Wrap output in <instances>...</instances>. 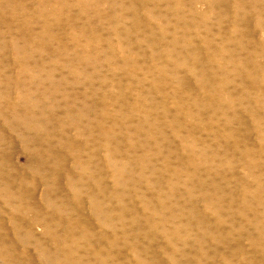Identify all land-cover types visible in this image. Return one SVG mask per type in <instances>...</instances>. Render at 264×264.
Returning <instances> with one entry per match:
<instances>
[{"label":"rangeland","instance_id":"obj_1","mask_svg":"<svg viewBox=\"0 0 264 264\" xmlns=\"http://www.w3.org/2000/svg\"><path fill=\"white\" fill-rule=\"evenodd\" d=\"M90 1L0 0V264H264V16L251 57L179 1L203 55L223 29L245 60L195 62L158 20L135 45V0Z\"/></svg>","mask_w":264,"mask_h":264},{"label":"bare ground","instance_id":"obj_2","mask_svg":"<svg viewBox=\"0 0 264 264\" xmlns=\"http://www.w3.org/2000/svg\"><path fill=\"white\" fill-rule=\"evenodd\" d=\"M91 1H93V0H91ZM90 1V2H91ZM97 1V0H96ZM167 2L168 3V5L166 6V3H165V6L167 7L166 9L167 10H169V11H171V12H174V14H175V22H171V18L170 19H168L167 17H169V15H167V17L165 16V14H167V12L164 14V13H162L161 11H158V9H159V5L162 3V2ZM170 1L172 2V3H170ZM179 1H181V0H135V45H136V43H139L140 42V40L142 41V39L143 40H145V41H147L148 40V36H149V34H151L152 33V30H153V28H154V25H153V21L154 20H158L159 21V23H158V25H159V28H161V30H162V33H163V36L161 37V38H158L157 40H156V43H158V45H160L161 46V48L162 49H167L166 51L168 52V53H170V54H172V53H174L175 52V46L177 45V43H179L178 42V40L179 39H181L182 40V42H183V47L187 50H189V52L191 51V57L192 58H194L195 59V62H196V60H198V58H199V60H201V58H202V60L203 59H206L207 61L208 60H211L212 61V58H217V60H221L222 58H224L225 60H229V61H233V62H238V61H240L241 60V62H242V60H243V54L245 53V55H248V56H250V54L251 53H248V52H253V51H247V46L249 45L248 43L249 42H251L250 41V36H252V35H254L255 34V32H253L252 30H254L255 28H253L252 30L250 29L249 30V26H247L248 25V18H250V17H252V16H250L249 17V14L251 13L252 15H254L255 16V18L257 19V23H258V28L257 29H259V28H261V23L263 22L262 21V19H263V16H264V6H262V3H263V1L262 0H206V3H207V5H208V9H209V11L211 12V13H219V15L221 16V18H222V20H220L219 21V23H221V22H223V18L224 17H229V16H231L232 17V20H233V22H234V26L231 28V30L233 29L234 31L233 32H235V36H236V42H237V48L241 51V52H244L243 54H241L240 52H239V50L237 51H235V49H231V48H229V46H230V36H226V34H225V31H223V29L222 30H220L219 32H218V34H217V37H218V41H217V44H219L221 47H223V49H221V50H224V52L220 55V56H218V55H216L217 53V51L215 52V53H213V52H209V53H207L206 52V54H204L203 55V53H202V51L200 52L199 50V42L198 41H200V40H198L197 41V39H196V37H197V20H198V18H199V15L201 14H197V9H196V7H195V4L193 3V2H188L187 1V3L186 4H184V5H186L187 6V15H186V13L184 12V14L183 13H181V11H180V8L181 7H179ZM183 1V0H182ZM192 1V0H191ZM94 2H95V0H94ZM98 2V1H97ZM117 2V1H116ZM132 2V1H131ZM92 3V2H91ZM198 3V2H197ZM37 4H39V3H37ZM41 4V3H40ZM39 4V5H40ZM96 4V3H95ZM164 4V3H163ZM160 5L161 7L162 6H164V5ZM90 5H92V4H90ZM98 5V4H97ZM114 5V4H113ZM117 5V4H116ZM95 6V5H94ZM181 6V5H180ZM89 7V6H88ZM92 8H94L93 6H91ZM116 7V6H115ZM160 7V8H161ZM132 8V7H131ZM165 8V7H164ZM182 8H184L183 6H182ZM230 8L232 9V11L230 10ZM37 9V8H36ZM38 9H40V7H38ZM98 9V8H97ZM165 9V10H166ZM94 10V9H93ZM119 11H121V10H119ZM131 11V10H130ZM134 11V10H133ZM207 11V10H206ZM231 12H232V15H231ZM11 13V12H10ZM144 13V16L142 15ZM125 14V13H124ZM208 14V13H207ZM206 14V15H207ZM115 15V14H114ZM119 15H120V13H119ZM172 15V14H171ZM209 15V14H208ZM128 16V15H127ZM201 17H202V15H201ZM203 18H204V16H203ZM212 18V17H211ZM213 19V18H212ZM225 20H227L226 18H225ZM264 20V19H263ZM157 21V22H158ZM205 21V20H204ZM230 21H231V19H230ZM232 22V21H231ZM73 23H74V21H73ZM131 23V22H130ZM225 23V22H224ZM228 23V22H227ZM86 24V23H85ZM103 24V23H102ZM156 24V23H155ZM170 24H172V26H174V29H173V35H171V32H170V30L168 29V26L170 25ZM250 24V23H249ZM222 25H223V23H222ZM226 25V24H225ZM228 25V24H227ZM213 26V25H212ZM251 26V25H250ZM256 26V25H255ZM89 27V26H88ZM215 27V26H214ZM228 27H231V26H228ZM208 28H211V26L210 27H207V30L209 31V29ZM262 28H264V27H262ZM156 29H157V26H156ZM201 29V28H200ZM155 30V29H154ZM153 30V31H154ZM158 30V29H157ZM199 30V29H198ZM155 32V31H154ZM226 32H227V30H226ZM147 33H148V36H147ZM212 33V32H211ZM229 33V32H228ZM115 34V33H114ZM154 34V33H153ZM156 34H157V31H156ZM204 34H205V32H204ZM234 34V33H233ZM129 35V34H128ZM160 35H161V31H160ZM179 35V36H178ZM205 35H207V33L205 34ZM211 38H209V37H207V36H205V37H203L202 38V40H201V42H200V44L201 45H205L206 47L207 46H209V44L211 43V41L213 40V35L212 36H210ZM230 37V38H229ZM150 38V37H149ZM151 40H152V38H151ZM215 41V40H214ZM144 42V41H143ZM142 42V43H143ZM141 43V42H140ZM145 43V42H144ZM150 43V42H149ZM154 43V42H153ZM152 43V44H153ZM214 43V42H213ZM232 43V42H231ZM146 44V43H145ZM235 44V43H234ZM233 44V45H234ZM140 45V44H139ZM144 45V44H143ZM157 45V46H158ZM172 45V46H171ZM211 45V44H210ZM213 45V44H212ZM154 46H155V44H154ZM156 46V48H158V47H160V46H158L157 47ZM249 46H251V45H249ZM136 47V46H135ZM140 47V46H139ZM145 47V46H144ZM149 47V46H148ZM153 47V46H152ZM171 47V48H170ZM179 47V46H178ZM177 47V48H178ZM232 47H234L235 48V46H232ZM252 47V46H251ZM138 48V47H137ZM182 48V47H181ZM250 48V47H249ZM139 49V48H138ZM198 49V50H197ZM201 49H202V47H201ZM211 49H212V46H211ZM210 49V50H211ZM203 50V49H202ZM209 50V49H208ZM220 50V49H219ZM140 51V50H139ZM183 52L185 51V50H182ZM200 53H199V52ZM213 51V50H212ZM256 51V50H255ZM182 52V53H183ZM219 52V51H218ZM248 54H247V53ZM153 53V52H152ZM159 53V55L158 54H156V52H155V54H151L150 55V57H151V60L152 59H156V58H161V57H163V59H165V58H167V56H164V55H160V53L161 52H158ZM185 53V52H184ZM183 53V54H184ZM187 53V52H186ZM201 53H202V55H201ZM255 53V52H254ZM254 53H253V55H254ZM141 54V53H140ZM145 54V53H144ZM148 54V53H147ZM169 54V55H170ZM219 54V53H218ZM168 55V56H169ZM177 55V54H176ZM144 56V55H143ZM142 56V57H143ZM147 56H149V55H147ZM173 57H174V55H172ZM179 57H184L183 55H178ZM177 56V57H178ZM149 57V58H150ZM176 57V56H175ZM187 57H188V55H187ZM246 57V56H245ZM251 57H252V54H251ZM186 58V57H185ZM247 58V57H246ZM245 58V59H246ZM249 58V57H248ZM162 59V60H163ZM182 59V58H181ZM250 59V58H249ZM253 59H254V57H253ZM158 60H161V59H158ZM201 60V61H202ZM217 60H216V63H217ZM225 60H223V63H225V62H227V61H225ZM146 61V60H145ZM150 61V60H149ZM156 61V60H155ZM176 61V60H175ZM181 60H179V62H180ZM187 61H188V59H187ZM190 61V60H189ZM201 61H200V63H201ZM203 61H205V60H203ZM222 61V60H221ZM250 61V60H249ZM182 62V61H181ZM194 62V63H195ZM209 62V61H208ZM244 62H245V60H244ZM244 62H242L241 64L240 63H237L238 65L240 64V65H242ZM247 62V61H246ZM252 62V61H251ZM250 62V63H251ZM254 62V61H253ZM139 63V62H138ZM206 63V62H205ZM218 63H219V61H218ZM228 63V62H227ZM203 64V63H202ZM207 64H209V63H207ZM211 64V63H210ZM209 64V65H210ZM215 64V63H214ZM232 64V63H231ZM237 66V65H236ZM204 67H206V66H204ZM209 67V66H208ZM212 67H213V64H212ZM211 67V68H212ZM238 67V66H237ZM240 67V66H239ZM238 67V68H239ZM256 67H258L257 65H256ZM211 68H210V70L209 71H211ZM204 69V68H203ZM212 69H214V68H212ZM216 69V68H215ZM264 69V68H263ZM194 70V69H193ZM201 70H202V68H201ZM207 71V70H206ZM239 72V71H238ZM252 72V71H251ZM264 72V71H263ZM207 73V72H206ZM215 73V72H214ZM254 74V73H253ZM258 74V73H257ZM198 75V74H197ZM208 75V74H207ZM254 75H256V74H254ZM253 75V76H254ZM204 76H205V74H204ZM214 76V75H213ZM257 76V75H256ZM249 78H250V75L248 76ZM255 77V76H254ZM253 77V78H254ZM252 78V79H253ZM256 78V77H255ZM251 79V80H252ZM210 80H211V78H210ZM256 80V79H255ZM201 81H203L202 79H201ZM214 81H215V79H214ZM209 82V81H208ZM182 83V82H181ZM212 83H214V82H212ZM62 84V83H61ZM76 84V83H75ZM35 85V84H34ZM34 85H32L34 88H35V86ZM182 85H183V83H182ZM217 85V84H216ZM215 85V86H216ZM204 86V85H203ZM206 86V85H205ZM8 89V88H7ZM6 89V90H7ZM23 89V88H22ZM3 90V89H2ZM144 92V91H143ZM209 92V91H208ZM218 92V91H217ZM1 93V92H0ZM45 93H47V92H45ZM216 93V92H215ZM204 94H206L205 92H204ZM209 94V93H208ZM2 94H0V96H1ZM4 95V94H3ZM2 95V96H3ZM76 95V94H75ZM78 96V95H77ZM202 96H204V95H202ZM213 96V95H212ZM3 97H5V96H3ZM7 97H8V94H7ZM6 97V98H7ZM85 97V96H84ZM79 98V97H78ZM81 98V97H80ZM4 99V98H3ZM50 99V98H49ZM6 100V99H5ZM83 100H85V98L83 99ZM5 103V102H4ZM17 103V102H16ZM157 106V105H156ZM9 109V108H8ZM70 109V108H69ZM10 110V109H9ZM8 110V111H9ZM7 111V112H8ZM12 111H14L15 112V116L17 117V118H19V121H20V118H24L25 119V121H26V116H28L29 114V112H27V110L25 111V110H22L23 112H21V113H19L18 112V110H17V112H16V109H12ZM32 111V110H31ZM47 111V110H46ZM67 111V110H66ZM216 111V110H215ZM1 112V111H0ZM14 112H12V113H14ZM11 113V114H12ZM79 113V112H78ZM82 113V112H81ZM216 113V112H215ZM35 114V113H34ZM88 114V113H87ZM8 115V114H7ZM30 115H32V120L30 119V118H28V120L30 119L31 121L29 122L30 124H32V123H34L37 119H35V115H33V114H30ZM45 115H47V114H45ZM5 116H6V114H5ZM2 117V116H1ZM7 117V116H6ZM29 117V116H28ZM79 117V116H78ZM215 117V116H214ZM15 118V117H14ZM207 118V117H206ZM46 119V118H45ZM211 120V119H210ZM3 121V120H2ZM7 121V120H6ZM9 121V120H8ZM76 121V120H75ZM80 121V120H79ZM212 121V120H211ZM226 121V120H225ZM16 122V121H15ZM24 122V121H23ZM229 122V121H228ZM10 123H11V121H10ZM12 124H14V123H12ZM20 124H21V122H20ZM30 124L29 125H27L28 127H31L30 126ZM235 124V123H234ZM33 125V124H32ZM149 125V124H148ZM14 126V125H13ZM39 126H40V124H39ZM10 128V127H9ZM12 128V127H11ZM38 129V128H37ZM33 130V129H32ZM64 130V129H63ZM67 131V130H66ZM66 131H65V133H66ZM47 132V131H46ZM1 133V132H0ZM50 133V132H49ZM53 133V132H52ZM56 133V132H55ZM20 137H21V141H22V144L24 143L25 145L23 146L25 149L24 150H26L27 152H29L28 154H29V158H30V160L31 161H33V154H32V152H31V149L29 148V146H27L26 144H28V142H30V141H34L35 139H40V137H37V136H28V135H26L25 133H20ZM52 135V134H51ZM54 135V134H53ZM47 136V135H46ZM50 136V135H49ZM59 137V136H58ZM42 139H43V137H42ZM47 140V139H46ZM36 141V140H35ZM66 141V140H65ZM59 142V141H58ZM62 143V142H61ZM151 159V158H150ZM151 161V160H150ZM1 162V161H0ZM8 162V161H7ZM0 165L2 166L3 165V163L1 164L0 163ZM9 166H10V164H8ZM36 165V164H35ZM146 165V164H145ZM1 166H0V173L2 172V171H4V172H6V170H7V167H5V169L3 168V169H1ZM147 167V166H146ZM9 168V167H8ZM182 168V167H181ZM11 170H10V168L8 169V172L7 173H9ZM10 174H11V172H10ZM141 188V187H140ZM135 194H136V192H135ZM136 200V199H135ZM151 200V199H150ZM145 201V200H144ZM143 204V203H142ZM144 217V216H143ZM152 230V229H151ZM174 244V243H173ZM106 262V261H105ZM113 263V262H112ZM109 264V263H108ZM177 264V263H176Z\"/></svg>","mask_w":264,"mask_h":264}]
</instances>
